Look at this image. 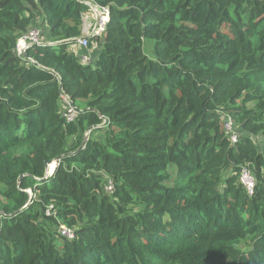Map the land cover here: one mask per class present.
Returning a JSON list of instances; mask_svg holds the SVG:
<instances>
[{
    "label": "trees",
    "instance_id": "obj_1",
    "mask_svg": "<svg viewBox=\"0 0 264 264\" xmlns=\"http://www.w3.org/2000/svg\"><path fill=\"white\" fill-rule=\"evenodd\" d=\"M0 264H264V0H0Z\"/></svg>",
    "mask_w": 264,
    "mask_h": 264
},
{
    "label": "built area",
    "instance_id": "obj_2",
    "mask_svg": "<svg viewBox=\"0 0 264 264\" xmlns=\"http://www.w3.org/2000/svg\"><path fill=\"white\" fill-rule=\"evenodd\" d=\"M86 4L90 7L91 14L93 16V22L89 27L88 35H101L106 30V26L110 20V9L107 6H100L91 2H86ZM40 40L41 31L38 29H32L26 35L20 38L17 45L18 53L20 55H25L28 47L39 42ZM80 46L83 48L87 47L88 39H81ZM85 58H87V56H85ZM61 104L62 111L67 120L76 121L79 115L78 106L73 102L70 96L62 94ZM225 128L231 140L235 143L238 139V131L235 127H233V121L229 115L225 120ZM240 180L248 189L249 193H253L255 187V179L251 170L247 166L243 167ZM62 232L68 236L72 235L71 231L65 228L64 226L62 227Z\"/></svg>",
    "mask_w": 264,
    "mask_h": 264
},
{
    "label": "rangeland",
    "instance_id": "obj_3",
    "mask_svg": "<svg viewBox=\"0 0 264 264\" xmlns=\"http://www.w3.org/2000/svg\"><path fill=\"white\" fill-rule=\"evenodd\" d=\"M89 8V7H88ZM89 13V12H88ZM90 20H91V16L89 15V14H85V22H84V34H89L88 33V31H89V27H90V25L92 24L91 22H90ZM89 23H90V25H89ZM44 27H45V24H44V22H43V20L41 19V18H38V20L34 23V25H33V29H38V30H40L41 32H43V30H44ZM148 44L149 45H153V42L152 41H149L148 42ZM148 51H150V49H148ZM77 106H81V104L80 103H78L77 104ZM87 134V133H86ZM94 135V136H98V137H100V135H101V132H98V131H94V129H92L91 131H89V133H88V135ZM54 165V164H53ZM52 166V165H51ZM52 168H53V166H52Z\"/></svg>",
    "mask_w": 264,
    "mask_h": 264
},
{
    "label": "water",
    "instance_id": "obj_4",
    "mask_svg": "<svg viewBox=\"0 0 264 264\" xmlns=\"http://www.w3.org/2000/svg\"><path fill=\"white\" fill-rule=\"evenodd\" d=\"M52 164H54V165H53V168H52V166H51ZM56 166H57V160H54V161H52V160H51V161H47V162H46L47 175H48V174L51 175V174L54 172Z\"/></svg>",
    "mask_w": 264,
    "mask_h": 264
},
{
    "label": "crops",
    "instance_id": "obj_5",
    "mask_svg": "<svg viewBox=\"0 0 264 264\" xmlns=\"http://www.w3.org/2000/svg\"><path fill=\"white\" fill-rule=\"evenodd\" d=\"M49 33V27L45 25L43 32H41V39H47ZM89 33V31H88Z\"/></svg>",
    "mask_w": 264,
    "mask_h": 264
},
{
    "label": "bare ground",
    "instance_id": "obj_6",
    "mask_svg": "<svg viewBox=\"0 0 264 264\" xmlns=\"http://www.w3.org/2000/svg\"><path fill=\"white\" fill-rule=\"evenodd\" d=\"M52 166H53V164H52Z\"/></svg>",
    "mask_w": 264,
    "mask_h": 264
}]
</instances>
